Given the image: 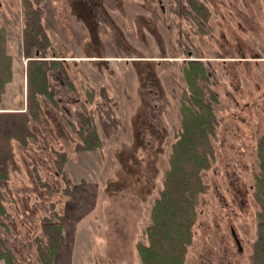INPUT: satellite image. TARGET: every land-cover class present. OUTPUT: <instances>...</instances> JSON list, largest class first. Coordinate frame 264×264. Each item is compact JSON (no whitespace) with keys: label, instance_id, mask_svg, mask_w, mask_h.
Here are the masks:
<instances>
[{"label":"rangeland","instance_id":"1","mask_svg":"<svg viewBox=\"0 0 264 264\" xmlns=\"http://www.w3.org/2000/svg\"><path fill=\"white\" fill-rule=\"evenodd\" d=\"M199 1L209 12L205 24L189 16L185 0H42L37 11L68 78L49 71L55 95L38 97V119L22 129L12 117L28 110L24 0H0L11 73L0 95V135L7 120L15 128L0 150L7 174L0 173L7 212L0 239L14 264H41L39 247H48L54 223L66 228L57 264H141L137 244L146 243L188 59L205 64L207 78L199 83L207 100L215 95L218 126L184 264H252L262 212L254 186L264 135V0ZM82 112L98 127L99 151H75L80 140L71 124L78 126ZM59 149L71 158L65 169L72 192L77 189L71 197L56 174Z\"/></svg>","mask_w":264,"mask_h":264},{"label":"trees","instance_id":"2","mask_svg":"<svg viewBox=\"0 0 264 264\" xmlns=\"http://www.w3.org/2000/svg\"><path fill=\"white\" fill-rule=\"evenodd\" d=\"M41 2L42 0H24L23 2L25 17L22 47L24 56L28 60L26 68L28 110L14 114L16 116L12 117V121L14 118L21 120L22 129L27 127L30 119H38V112L41 109L38 97H46L51 101L55 95L49 82V71L58 70L62 73L63 79L68 78L67 70L63 65L65 60L58 59L41 23L42 14L37 11ZM185 2L189 16L196 22L199 19L205 24L206 16L208 17L209 14L206 6L199 0H185ZM2 30L0 28V95L11 78L10 57L4 49ZM181 71L184 85L179 99V122L167 155V165L163 170L161 186L150 208V220L145 230L146 243L137 244L141 264H184V257L192 239V226L197 217L198 197L208 190L202 174L214 163L215 152L212 138H214L218 120L211 102L216 98L209 92V100H207L199 83L207 78V69L202 60L188 59L183 61ZM103 91L106 92L105 89ZM92 94L93 92L90 95L91 99ZM81 107L85 109V105ZM79 116L78 126L71 124L72 131L80 140L76 142L75 151L101 150L104 142L92 116L88 112H82ZM7 121L10 122V126L3 135H0V150L7 148L8 140L15 138L13 122ZM256 156L259 160V173L255 177L254 197L261 205L262 212L257 214L261 223L257 226V237L253 244L252 264H264V135L258 140ZM68 159L69 156L65 150L55 151L53 162L56 174L61 175V179L65 180L63 190L66 196L71 197V182L65 173ZM0 173L4 178L7 175L3 164L0 165ZM0 187L2 188L3 184H0ZM2 197L0 195V218H5L4 215L7 212H5ZM58 216L62 217L59 214ZM47 229L50 232L47 239L48 247L46 245L44 248L39 247L40 261L41 264H54L63 227L60 229V225L54 223ZM13 256L11 250L0 239V260L5 264H14Z\"/></svg>","mask_w":264,"mask_h":264},{"label":"crops","instance_id":"3","mask_svg":"<svg viewBox=\"0 0 264 264\" xmlns=\"http://www.w3.org/2000/svg\"><path fill=\"white\" fill-rule=\"evenodd\" d=\"M69 156V155H68ZM70 157H69V159H68V161H67V163H66V165H65V169H67V167H68V163H69V161H70ZM72 180V179H71ZM72 185H73V183H71ZM70 186V192H71V195L73 196V193L77 190V189H75L73 192H72V190H71V188L72 187H74V186ZM65 226L63 227V233H64V235H63V239L61 240V242H60V244H59V246H58V250H57V253H56V257H55V260H54V264H57L60 260V255H61V253H62V248H63V246H64V237L66 236V232H65Z\"/></svg>","mask_w":264,"mask_h":264},{"label":"flooded vegetation","instance_id":"4","mask_svg":"<svg viewBox=\"0 0 264 264\" xmlns=\"http://www.w3.org/2000/svg\"><path fill=\"white\" fill-rule=\"evenodd\" d=\"M229 233H230L231 239H232V241H233V245L235 246V249H236L237 253H238V254H242L243 249H242L241 241H240V239L238 238V236H237L235 230H234L232 227H230V231H229ZM226 262H227V261H226ZM226 262H225V264H231V263H229V262H227V263H226ZM206 264H207V263H206Z\"/></svg>","mask_w":264,"mask_h":264}]
</instances>
